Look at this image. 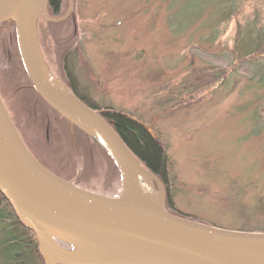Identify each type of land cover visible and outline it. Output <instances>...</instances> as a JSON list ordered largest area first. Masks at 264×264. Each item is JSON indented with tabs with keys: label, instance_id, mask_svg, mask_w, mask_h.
Here are the masks:
<instances>
[{
	"label": "rangeland",
	"instance_id": "obj_1",
	"mask_svg": "<svg viewBox=\"0 0 264 264\" xmlns=\"http://www.w3.org/2000/svg\"><path fill=\"white\" fill-rule=\"evenodd\" d=\"M195 1L63 0L58 18L47 6L48 17L58 22L44 13L38 19L37 34L47 40L42 56L52 77L71 91L59 74L66 58L60 48L70 49L74 59L68 61H74L69 67H76L73 75L81 95L101 109L136 116L159 137L171 168L172 206L180 217L260 233L264 231V42L255 53L244 54L254 43L259 18L246 26L237 53L235 22H224L225 6L233 0H204L202 8ZM70 18L75 22L66 24L62 31L66 44L60 46L46 22L59 24ZM1 70L7 72L0 58ZM9 85L3 87L7 93ZM79 130L87 137L80 135L78 146L89 138L108 152ZM89 148L95 164L89 178L84 180L89 153L81 159L77 150L65 155L66 162L77 166L67 177L80 188L121 195L123 184L113 177L110 162ZM153 185L160 194V187ZM163 191L167 209L171 201L164 185ZM3 237L0 232V242ZM4 261L0 249V264Z\"/></svg>",
	"mask_w": 264,
	"mask_h": 264
},
{
	"label": "water",
	"instance_id": "obj_2",
	"mask_svg": "<svg viewBox=\"0 0 264 264\" xmlns=\"http://www.w3.org/2000/svg\"><path fill=\"white\" fill-rule=\"evenodd\" d=\"M19 1L0 0V26L15 23L31 83L72 126L94 139L76 121L83 119L102 137L118 158L105 148L119 167L123 184V193L110 197L86 191L47 170L25 145L0 95V193L17 219L35 234L45 264H264V233L218 228L167 211L163 184L107 120L60 82L67 92L50 84L53 77L37 34L42 13L58 22L48 17L49 0H26L23 5ZM132 165L144 169L160 187V202L137 193Z\"/></svg>",
	"mask_w": 264,
	"mask_h": 264
},
{
	"label": "trees",
	"instance_id": "obj_3",
	"mask_svg": "<svg viewBox=\"0 0 264 264\" xmlns=\"http://www.w3.org/2000/svg\"><path fill=\"white\" fill-rule=\"evenodd\" d=\"M203 2L204 0H196L194 4L200 8ZM49 4L53 7L55 13H59V9L63 6V0H49ZM224 10L226 16L224 22L227 24L235 22L234 52L236 49L238 50L236 51L237 53L242 50L241 44L246 26L252 25L251 23L255 18L259 19L257 21L258 26L255 30L254 43L244 54L255 53L257 49H260L264 42V0H233L230 5L225 6ZM221 15L220 13L219 16ZM68 22L73 23L75 21L73 18H70L68 21L59 24H50L48 21L46 22L49 26L54 28V41L60 46L64 43L66 44V40H64L65 34L64 32L62 33V31ZM221 24L220 21L216 25V28L218 29ZM61 39L63 40L60 41ZM214 39H216V37ZM38 40L43 50L47 40L42 34H40V38L38 36ZM0 48L4 55L0 58L7 68V72L3 74L2 70L0 71L2 74L0 77V95L22 140L37 161L56 176L68 182H72L67 176L70 172H74L77 166L73 165V163L66 162L65 155H68L67 153L70 151L75 152L77 150L80 153L79 155L83 154L81 158L83 159L89 153V169L86 166L85 175L82 173L86 181L95 168L94 161H91L93 153L89 151V147H91L92 149L94 148L93 151L96 152V155H105L107 161L111 164L113 177L118 178L121 184V171L111 155L89 141V138H83L78 146L80 135L83 137H87V135L85 133L83 135L82 131L72 126L57 111L48 106L38 95L24 66L18 42L17 29L14 22L3 23L0 26ZM61 50L64 52V57L71 53L70 49L60 48V51ZM43 52H45V49ZM238 57L239 56L236 54L235 58L237 59ZM60 72L59 74L63 78L64 73L62 71ZM6 82L10 84L9 88L11 93H7L6 87L3 88ZM262 82H264V79ZM71 91L88 107L98 111L117 132L139 162L161 181L167 189V195L169 196V201H171L169 207H167V211L172 215L180 217L172 206L170 189L171 168L163 142L159 137L153 135L150 127L136 116L109 107L101 109L95 106L92 101L81 95L76 88L71 89ZM17 104H19V106H17ZM262 111L264 112V110ZM82 162H85V160L81 161V163ZM82 164L84 165V163ZM65 171H67V175L64 174L66 173ZM82 189L96 193V191L89 190L88 188ZM120 193L121 192L114 191L111 194L104 193L102 195L118 197ZM190 220L199 222L194 219ZM236 230L253 232V230L248 229ZM0 232L4 236L0 242V249L2 252H5L4 264H36L37 261L45 264L39 252V245L35 234L17 219L11 205L1 193ZM259 232L264 233V231Z\"/></svg>",
	"mask_w": 264,
	"mask_h": 264
},
{
	"label": "bare ground",
	"instance_id": "obj_4",
	"mask_svg": "<svg viewBox=\"0 0 264 264\" xmlns=\"http://www.w3.org/2000/svg\"><path fill=\"white\" fill-rule=\"evenodd\" d=\"M25 1L26 0H20L19 1L20 5H23ZM50 84H52V86H54V88L57 90H62L63 92H67L65 88L59 83V81H57V79L51 78ZM76 121L84 129H86L93 136V138L101 144V146L109 150L112 154V151L109 149L108 144H106V142L102 139V137L96 131H94L92 127H90V125L86 124V122L80 118H76ZM113 156L117 158L115 154ZM131 169L133 171V174H135L134 185H135V190H137V193L141 194L146 200L160 202L162 198L157 193L150 175L138 165H132ZM77 254H79V252Z\"/></svg>",
	"mask_w": 264,
	"mask_h": 264
},
{
	"label": "flooded vegetation",
	"instance_id": "obj_5",
	"mask_svg": "<svg viewBox=\"0 0 264 264\" xmlns=\"http://www.w3.org/2000/svg\"><path fill=\"white\" fill-rule=\"evenodd\" d=\"M62 9L63 8H61V9H59V13H55V11H54V9H53V7L50 5V4H48V10H49V12H50V14H51V16L52 17H54V18H58L59 16H60V14L62 13ZM78 50H76L75 52H77ZM74 52V51H73ZM75 55V54H74ZM66 58H64V64H63V81H64V83L67 85V87H69L70 89H77V87H78V84L75 82V77H74V75H73V69L74 68H76L75 66H74V64H73V69H70V67H72L71 66V62H73L72 60H71V62L70 61H68V59H70V57H72L73 58V56H70L69 57V55H66L65 56ZM74 59V58H73ZM70 62V63H69ZM69 63V64H68ZM70 66V67H69ZM79 88V87H78ZM78 91V90H77Z\"/></svg>",
	"mask_w": 264,
	"mask_h": 264
}]
</instances>
